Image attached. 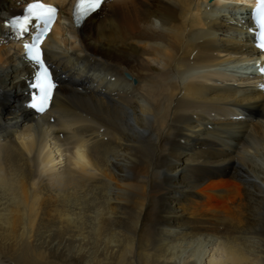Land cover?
Wrapping results in <instances>:
<instances>
[{
    "label": "bare ground",
    "instance_id": "bare-ground-1",
    "mask_svg": "<svg viewBox=\"0 0 264 264\" xmlns=\"http://www.w3.org/2000/svg\"><path fill=\"white\" fill-rule=\"evenodd\" d=\"M240 1L113 0L75 29L48 0L61 86L36 118L0 46V264H264V76L224 52L249 49Z\"/></svg>",
    "mask_w": 264,
    "mask_h": 264
},
{
    "label": "snow or ice",
    "instance_id": "snow-or-ice-1",
    "mask_svg": "<svg viewBox=\"0 0 264 264\" xmlns=\"http://www.w3.org/2000/svg\"><path fill=\"white\" fill-rule=\"evenodd\" d=\"M103 3V0H77L75 14L79 22L82 17H86L95 12ZM257 23L261 29L260 43L258 47L264 50V0H257ZM57 9L54 6L45 4L37 0L30 3L27 8V14L23 17H17L11 21V26L16 30L18 37L22 38L25 34H29L35 29V35L32 36V42L24 45L26 58L39 66L41 71L37 74L32 88L38 90V97H34L37 103L32 106L38 108L39 111L45 110L44 105L52 99L53 90L56 85L51 79V73L43 59L41 45L44 38L49 34L52 24L55 21ZM264 73V67L260 68Z\"/></svg>",
    "mask_w": 264,
    "mask_h": 264
},
{
    "label": "rangeland",
    "instance_id": "rangeland-1",
    "mask_svg": "<svg viewBox=\"0 0 264 264\" xmlns=\"http://www.w3.org/2000/svg\"><path fill=\"white\" fill-rule=\"evenodd\" d=\"M242 2L243 1H240L241 4H243ZM239 73H241V72H239ZM18 121H19V119H18ZM22 125H24V123H21V122H20V124L19 123H16L15 132H16L17 129L21 128ZM189 158H190V154L189 153H183V154L181 153L180 154V160H177L173 164V166L170 168V170H176V169L181 170L182 168H185L184 170H186L191 165V162L190 163L188 162L187 164H185V161L187 159H189ZM175 176L176 177L178 176V179L180 178L181 180H183V177H185V171H182V172L179 171V172L176 173ZM182 189H183V187L178 186L176 190H182ZM173 198H176V197H173ZM172 211L178 217L177 220H180L181 223L186 222V219H187L186 216L187 215L186 214H182V212H181L180 209H177V210L176 209H172Z\"/></svg>",
    "mask_w": 264,
    "mask_h": 264
}]
</instances>
